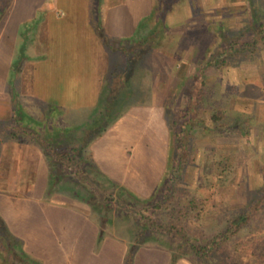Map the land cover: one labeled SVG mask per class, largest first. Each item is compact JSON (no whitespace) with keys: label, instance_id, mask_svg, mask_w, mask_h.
<instances>
[{"label":"crops","instance_id":"obj_1","mask_svg":"<svg viewBox=\"0 0 264 264\" xmlns=\"http://www.w3.org/2000/svg\"><path fill=\"white\" fill-rule=\"evenodd\" d=\"M245 2L241 7L248 9ZM159 4L180 28L198 20L229 26V0H0V128L7 131L0 136V217L42 264H127L128 244L111 232L99 241L100 215L88 203L48 195L50 165L42 146L24 133L17 139L8 134L16 110L18 126L45 138L64 128L67 140H81L97 167L128 195L152 197L169 164V87L123 83L120 75L132 66L128 57L136 54L121 44L138 39L140 24L152 21ZM196 11L228 14L223 24L216 16L190 14ZM110 49L119 52L117 65ZM155 53L146 48L137 63L148 64ZM160 53L157 82L161 72L175 71V58ZM150 64L146 77L155 76ZM170 263V251L142 245L130 264Z\"/></svg>","mask_w":264,"mask_h":264},{"label":"rangeland","instance_id":"obj_2","mask_svg":"<svg viewBox=\"0 0 264 264\" xmlns=\"http://www.w3.org/2000/svg\"><path fill=\"white\" fill-rule=\"evenodd\" d=\"M246 1L248 9L241 7L242 2L246 4L245 0H229V14L223 11L190 13L201 19H206L207 15L216 16V21H223L228 14L229 26L226 27L204 26L198 20L194 27L180 28L173 21L170 22L167 13H162V5L159 4L161 6H157L152 21L140 24L138 39L121 44L125 52L128 50L136 54L128 53V61L132 66L127 73L120 75L122 82L131 79L135 87L146 89L152 83L155 86L166 83L169 87L168 96L166 91L163 96L168 98L165 97L166 108H170L174 118H183L181 123L187 120L188 115L179 103L188 101L187 92L193 85V75L198 74L201 69L205 70L206 93L203 99L207 108L201 109L192 131L191 143L194 149L185 164L183 177L178 182V192L175 198L163 204L162 209L154 212L150 207L146 214L169 226L176 224L183 227L188 237L200 245L223 232L234 217L244 212L251 214L248 223L239 232L222 241L206 262L191 254L179 259L184 264H264L263 37L257 40V49L252 52L256 29L259 24L264 23V0ZM224 22L226 21L223 24ZM214 23L218 25L220 22ZM146 37L149 39L148 45L144 40ZM231 47L244 49L240 56L235 54L225 59L227 62L229 58L237 60V63L229 65L223 61L218 66L206 64L216 54L229 52ZM146 48L148 53H156L148 59V64L145 60L138 64L140 54ZM161 51H168L175 58L171 61V65L175 63V71L172 74L161 72L157 82L156 70ZM110 52L117 65L120 62L119 52L116 49H110ZM150 63L155 76L146 77L145 68L149 69ZM136 66L139 68L135 69ZM131 95L138 99L142 93L131 92ZM212 113L220 117L216 122L211 118ZM217 124L221 125V132L218 131ZM48 125L38 128L46 129ZM46 133V138H51L50 133ZM42 135L45 139V135ZM172 155L174 157L175 153ZM19 158L17 156L15 159L18 161ZM228 159L231 160L230 171L222 173L223 161L228 164ZM171 161L174 160L171 158ZM176 175H179L178 172ZM193 197L197 203L194 208H190L189 201ZM117 225H120L119 231L125 228L116 222L112 224V228H108L109 232L116 233ZM165 239L171 240L167 235ZM146 246L168 250L158 243ZM153 253L155 258L161 257L159 252Z\"/></svg>","mask_w":264,"mask_h":264},{"label":"trees","instance_id":"obj_3","mask_svg":"<svg viewBox=\"0 0 264 264\" xmlns=\"http://www.w3.org/2000/svg\"><path fill=\"white\" fill-rule=\"evenodd\" d=\"M260 37L264 38V23L259 24L256 29L252 52L257 49V40ZM243 50V48L232 49L231 47L229 52L216 54L213 58L207 60L206 64L218 66L220 62L224 61V63L234 65L237 60L232 61L229 58L227 62L225 59H228L230 55L239 54L240 56ZM204 71V69H201L198 74L193 75V85L187 92L188 101L179 103L180 107L185 108L186 115H188L185 122L181 123L183 118H174L169 111L170 108L167 107V121L171 130L170 157L174 161H171L170 158L167 170L155 194L145 200L128 195L124 188L113 182L97 167L81 140L71 142L67 140L65 130H58L55 132L54 137L44 139L36 131L18 126L19 120H21L19 110H16L14 124L10 125L8 134L11 138L17 139L18 133H24L27 137H34L42 146L50 165L48 195L59 193L86 202L100 215L99 241L109 232L110 229L108 228L113 227L112 224L117 222L125 227L122 231H119L120 225H117L114 235L128 244L125 257L127 264L132 263L139 247L154 245L155 243L170 251V264H177L180 258L191 254L201 257L206 262L213 252L219 248L222 241L226 240L229 235L239 232L250 219L251 214L249 212L239 214L231 220L230 225L223 232L215 235L206 244L200 245L188 237L183 227L176 224L169 226L146 214L150 207L153 208L154 212L162 209L163 204L175 198L178 192V182L183 177L182 175L186 169L185 164L194 149L191 143L192 131L196 127L197 117L201 109L207 108L203 99V95L206 93L204 89V86H206ZM211 118L216 122L220 117L212 113ZM216 126L218 131L221 132V125L217 124ZM6 132L5 126L0 128V136L2 134L7 135ZM174 153L176 156L173 157L172 154ZM226 162L229 163L225 164V161H223L222 173L230 171L231 160L228 159ZM177 172L179 175H176ZM196 203L197 200L194 197L191 198L189 207L194 208ZM123 233H127V235L123 236ZM166 235L171 240H166ZM0 259L3 264H42L23 249L21 241L8 229L1 217Z\"/></svg>","mask_w":264,"mask_h":264}]
</instances>
